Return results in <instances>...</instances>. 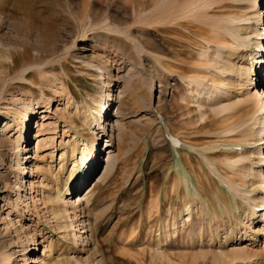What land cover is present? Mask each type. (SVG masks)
<instances>
[{
    "label": "rangeland",
    "instance_id": "obj_1",
    "mask_svg": "<svg viewBox=\"0 0 264 264\" xmlns=\"http://www.w3.org/2000/svg\"><path fill=\"white\" fill-rule=\"evenodd\" d=\"M219 1L171 0L169 11L178 18L183 5L210 4L215 10L208 12L220 15L225 4ZM258 1L261 21H254L264 32V0ZM158 2L0 0V228L11 230L2 239L11 259L0 264H215L210 251L235 248L247 255L233 264H264L262 210L244 219L240 198L263 202L262 178L245 176L248 168L264 172V161L258 162V150L241 156L226 142L243 105L217 115L204 96L201 115L194 105L198 87L187 78L204 71L194 66L206 62L200 54L209 50L207 27L197 16L181 27L163 25L155 18ZM254 43L253 60L244 61L257 70L254 75L249 68L252 95L254 87L261 94L264 83V56ZM171 59L179 62L175 73L164 69ZM146 66L149 76L140 74ZM244 94L236 86L224 105L235 106ZM31 107L34 116L26 123ZM261 149L264 157V141ZM235 156L245 174L240 179L226 165ZM227 180L241 186L239 194L228 190ZM57 192L76 211L73 222L66 219L75 226L68 237L44 205ZM174 216L176 233L165 238ZM248 223L251 230H244Z\"/></svg>",
    "mask_w": 264,
    "mask_h": 264
},
{
    "label": "bare ground",
    "instance_id": "obj_2",
    "mask_svg": "<svg viewBox=\"0 0 264 264\" xmlns=\"http://www.w3.org/2000/svg\"><path fill=\"white\" fill-rule=\"evenodd\" d=\"M170 1L171 0H159V2L156 4L155 18L157 21L162 22L163 25L170 24V22L173 21L174 26L181 27L183 24H181L180 21H184V20H188V19L194 20V19H196L195 17L197 16V17H199L200 21H199V19L198 20L196 19V20L199 22H203L204 25L208 28V29L207 28L205 29V33L207 35L206 36L207 40L205 42L209 46L208 47L209 50L208 49H202L203 51L200 54V58L205 60L206 62L205 63L201 62L199 65L194 66L196 69H198V71L199 70H204V71H202L201 74L197 73V75L187 78L192 85L194 84L198 87V92H196L198 95V98L197 97L195 98L196 100L194 101V105L195 104L197 105L202 116H203L202 109L204 107L202 100L205 99L204 96H207L205 101H206V103L207 102L209 103V107H211V111L217 115H219L220 112L222 113L224 110L230 112V111H232V110L243 105V111H245V112H243L244 116H242V117L239 116V118H238L239 123L237 122L235 126L229 125L230 126L229 128H231V129L225 133V134H229V136H228L229 138L226 139L227 140L226 142L228 143V146L230 148L232 146L237 147L236 148L237 152H239L238 155H241V156L244 155V153L247 151L248 148H252V149L254 148V150H258L257 154L260 156L258 162L264 161V157L261 156L262 155L261 154L262 153L261 147H262L263 141H264V139L262 137V135L264 134V126H263V124H264V95H263L264 83H259V85L257 84L260 87L261 91H263L261 94H257L255 87H254L255 92L253 93V95L251 94V92L249 91L251 89L247 88V84L249 82L251 83V81H252L250 78L249 68L250 67L253 68L251 71V74H254V75H255L256 68L253 65L247 66V64L244 62L245 58H247V59L249 58V60H251V61L253 60V53H255L256 50L252 53V51H250V48H252L254 45H256L254 43V41H256V40H258L257 45H258V49H260V54H262V56H264V48L262 47V44H264V41H260V39L264 38V32L261 29L259 31V29H258L259 25L257 24L258 21H257V23H255V21H254L255 18H257V19L260 18V21H261V13L258 10H256L257 6H259L258 5L259 1L258 0H222V3L225 4L222 7V13L220 15H214V16L210 14V11L208 12V10H211V7L213 8L214 6L213 5L211 6L210 4L208 6L205 5L206 1L204 2L205 3L204 6H201L199 8H194L192 5H191L192 7L191 6L187 7V5L186 6L183 5L181 10H180L181 15L178 18L173 17L169 11ZM220 5L221 4H219V6ZM188 6H189V4H188ZM186 23H187V21H186ZM187 25H186V27L189 28L190 26H187ZM249 30H253V31L250 32ZM210 45H213L212 49H211ZM210 49L215 54L213 59H211V57H209L210 56L209 51H211ZM225 55L228 56V59L226 57H224ZM237 58H240L239 60H242V63L240 62L237 64L236 62H233V60L234 59L237 60ZM260 59L261 58L259 56L258 59H256V62L259 63V61H261ZM178 63L179 62L177 59H171V64L168 65V67H164V69L168 72H174L173 70H175V72H176V69H177L176 66ZM178 66H180V65H178ZM132 72H133V70H132ZM139 73H140V70H139ZM140 74H143V76H149V75H151V70L147 66L143 67L141 69ZM180 77H182V76H180ZM48 80H49V82L51 81L50 83H52V82L56 83L57 82L56 79H50L49 78ZM263 80H264V78H263ZM189 81H187V82H189ZM235 82L237 85H234ZM232 83H233V85H232ZM236 86L240 89V91H242V93H245L243 96L244 97L247 96V97L244 99H241L238 97L239 100L237 103H235L236 104L235 106H231V104H230V106L224 105L225 102L230 100V99L227 100V98H228L227 95L230 94L231 90L236 88ZM212 88L215 89L214 94H212V92H210V90ZM224 96H226L227 98ZM51 101H52V99L47 98V102H48L47 104H50ZM244 105H246V106H244ZM34 110L35 109L33 107H31L30 109L27 110V112L25 114L26 123L28 122V119H30L32 116H34L33 115ZM58 115H59V113H58ZM36 137H38L37 134H36ZM22 139H23V137L20 138L19 140H17V142L19 143V146H20V143L22 142ZM258 142H260V144H258L256 146V143H258ZM253 146H256V147H253ZM51 149H52V147H51ZM110 154H112V153L110 152ZM82 156H83V154H82ZM240 157L236 158V156H235L234 159H230L229 163L226 164L229 167L230 171L233 172L234 175L238 176V178L242 177L241 173H243L242 172L243 167L241 166L242 163L240 162L241 161ZM79 160H81V158ZM75 162L76 161H74V163ZM258 162H256L255 164L259 165ZM108 163H110V160ZM74 166L75 165H73V168H74ZM38 167L39 166H37V168ZM109 167H111V166H109ZM228 167H226V168H228ZM39 169L44 170L43 172L49 171V173H50V169L47 167H41ZM249 176H251L252 178H256L258 176L261 177L263 180V184H264V172L260 166H258L257 169H254V168L249 169L248 168L246 171L245 177H249ZM185 178L188 182L187 176ZM235 179H236V177H235ZM252 183H253L252 186H254L253 180H252ZM214 184H216V183H214ZM235 184L236 183L234 181L229 182L227 180L225 185H227V188L229 191H232L234 194L235 193L239 194V192H240L239 189H241V186L240 185L236 186ZM192 186L194 187V185H192ZM242 187H245V185L243 184ZM89 193H91V190H89L88 193H86V194L88 195ZM56 194L57 195L49 194L48 197H46V199L44 201V205H45V208L48 209L50 214L53 216V219L55 220V223H56V228H59L57 230L63 229L65 231V235L68 237L69 231L71 229L73 230V228L75 226H73L74 223H72V225L68 224L66 219H71L73 217V219L71 220L73 222L74 219H76V211H69L70 209L74 210V208H73L74 204L71 201L69 202L68 199L64 198L62 195H60L59 192H57ZM70 194L71 193H67V195H70ZM261 194H262L261 199L263 201L261 203V205H259V203L256 201V199L251 197V196L248 197V196L244 195L246 198H242V196L240 197L246 203V208H247L246 210H243V211H245L244 213L246 214V217L244 219H248L249 217L251 218V216L259 215L260 213L261 214L259 216L263 219V217H264V190L262 191ZM82 200L84 201L83 197L79 199V201H82ZM233 200H234L233 208L235 210H238L239 205L236 201V197H234ZM60 202H63L62 208H60V204H61ZM85 202L90 203L89 198H86ZM186 205H188V203L185 202L184 206L186 207ZM257 206H259V207H257ZM187 209H188L187 211L189 212L187 215V217H188L187 220L190 221V219H191L193 221V217L191 214L192 208L190 209V206H187ZM225 210H226V208H225ZM259 210H262V212L258 213ZM247 213H249V215ZM180 217L182 218V215ZM177 218H178V216H174V219L172 220V222L170 221L166 224V226H165L166 229H164L165 238L170 235L171 230L173 232L176 231V229H177ZM209 218L213 219L214 217L209 216ZM239 218H241V217H239ZM223 219H225L224 216L222 217V220ZM250 220H252V219H250ZM76 221L81 222V224L85 228L88 227V226H86V224H83L85 222V220H83V221L76 220ZM239 222H240V220H239ZM242 225H244V230H247V229L251 230V228H249L250 223H248V225L247 224H242ZM194 226H196V225L194 224L192 227H194ZM76 227H77V225H76ZM84 227H83L84 232L82 234L85 233ZM75 230L77 231L78 229H75ZM194 230H196V229H194ZM10 231L11 230H10V228H8L7 225L0 228V234H3L2 238L0 239V260L5 261V262H7V261L10 262L9 259H11V258H10V254L8 253L6 247H4V242H2V239L4 238V240H5V238H7L9 236ZM247 232H250V231L248 230ZM197 233H199V232H197ZM73 236L75 238V241L84 242V238L82 236L76 235L74 232H73ZM35 241H33V242L35 243ZM197 255H199V254H196V256ZM245 255H247V251L241 250L240 248L239 249L235 248V249H232V251L230 253H226V251H222L220 253H213V251H210V253H208L207 256L212 257V259H214L215 264H229V263L233 264L237 258H243V261H244ZM196 256L193 258H196ZM184 258H187V256L182 257V259H184ZM240 261H242V259ZM51 264H68V261H62L59 259L56 261L52 260ZM180 264H183V263H181V261H180Z\"/></svg>",
    "mask_w": 264,
    "mask_h": 264
}]
</instances>
